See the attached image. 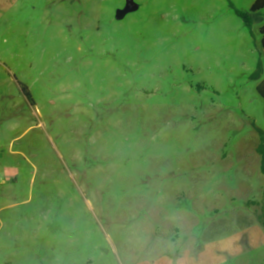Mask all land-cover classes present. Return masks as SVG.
I'll return each mask as SVG.
<instances>
[{
    "label": "rangeland",
    "instance_id": "1",
    "mask_svg": "<svg viewBox=\"0 0 264 264\" xmlns=\"http://www.w3.org/2000/svg\"><path fill=\"white\" fill-rule=\"evenodd\" d=\"M256 1L0 0V264H264Z\"/></svg>",
    "mask_w": 264,
    "mask_h": 264
},
{
    "label": "trees",
    "instance_id": "2",
    "mask_svg": "<svg viewBox=\"0 0 264 264\" xmlns=\"http://www.w3.org/2000/svg\"><path fill=\"white\" fill-rule=\"evenodd\" d=\"M264 8V0H257L256 3L253 6V10H260ZM246 23L250 25V22L248 19H246ZM261 34H262V46L264 49V26L261 29ZM259 94L264 98V81L261 82L257 88ZM259 152L262 155V171L264 173V134L262 138V144L259 147ZM263 203H264V192H263ZM249 204H257L256 201H250ZM258 221L264 226V210L263 214L258 216Z\"/></svg>",
    "mask_w": 264,
    "mask_h": 264
},
{
    "label": "water",
    "instance_id": "3",
    "mask_svg": "<svg viewBox=\"0 0 264 264\" xmlns=\"http://www.w3.org/2000/svg\"><path fill=\"white\" fill-rule=\"evenodd\" d=\"M138 8V5H136L133 0H128L126 7L123 10L118 11L117 17L121 18L125 16L127 13L135 10Z\"/></svg>",
    "mask_w": 264,
    "mask_h": 264
}]
</instances>
